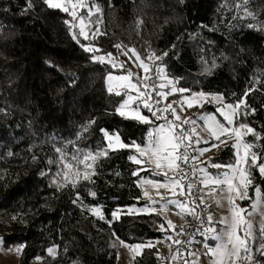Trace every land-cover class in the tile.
<instances>
[{
  "label": "trees",
  "instance_id": "1",
  "mask_svg": "<svg viewBox=\"0 0 264 264\" xmlns=\"http://www.w3.org/2000/svg\"><path fill=\"white\" fill-rule=\"evenodd\" d=\"M32 4L25 11L27 0H0L2 246L21 248L18 264H116L120 240L127 245L159 242L161 246L142 248L134 264H162L167 253L164 243L172 230L160 228L161 224L167 228L161 214L135 210L150 203L140 181L165 177L130 160L129 156H137L134 147L107 149L106 156L94 163L89 160L93 167L88 171L96 174L92 182L81 176L76 187L57 174L65 171L63 165L49 160L58 161L57 147L69 157L77 149L81 157L106 149L101 129L118 134L125 144H144L150 128L159 124L154 120L143 124L116 113L124 92L109 93L105 80L131 68L136 56L129 49L149 63L151 76H156L158 65L163 66L178 88L190 90L184 96L203 92L222 95L226 104L242 100L238 112L247 115L237 116L235 123L244 122L264 135V31L258 27L264 22V0H249L247 5L244 0H90L96 13L92 25L84 18L85 34L78 27L82 13L74 18L43 0ZM137 20L143 23L137 25ZM86 46L98 51H85ZM107 53L112 57L104 63L92 59ZM153 53L162 59H147ZM205 108L215 111L214 106ZM142 113L149 112L142 109ZM246 140L255 142L252 151L264 154V139L249 134ZM234 162V149L228 144L204 165L215 175L225 167L217 169L213 163ZM78 167L85 170L83 164ZM250 171L249 199L242 200L246 207L255 188L264 195V176L256 167ZM68 179L77 180L71 172ZM207 226L206 218L194 247L182 259L175 258L176 264H185L196 251ZM256 236L259 239V232ZM52 246L55 256L47 255ZM256 247L252 243L254 259L264 264Z\"/></svg>",
  "mask_w": 264,
  "mask_h": 264
},
{
  "label": "snow or ice",
  "instance_id": "2",
  "mask_svg": "<svg viewBox=\"0 0 264 264\" xmlns=\"http://www.w3.org/2000/svg\"><path fill=\"white\" fill-rule=\"evenodd\" d=\"M43 2L49 8L60 9L64 12H69L70 15H72L74 18L76 17L75 8L78 5L81 7H88V5H85L83 3V0H43ZM248 2L249 0H244L245 5H247ZM32 7V0H27L25 11ZM70 8L72 9L71 11ZM97 10L99 11L100 9L98 8ZM248 15L252 16L251 13H248ZM252 18L255 19V16H252ZM80 22L81 24L84 23L83 17L81 18ZM136 23L137 25H140L143 23V20H137ZM249 27L254 26L250 24ZM258 27L261 31H264V22H261ZM80 31L82 34H84V28H81ZM115 47L119 49L121 48V45L118 44L115 45ZM85 51H98V49H92L86 46ZM128 51L132 52V54L136 56V59L139 61V66L143 68L145 73H148L150 71L149 66L145 63L144 60L140 58L135 49H129ZM124 55H127V52H125ZM163 55H167V53H164ZM110 57H112V54L107 53L105 56H93L92 59L94 62L104 63L106 61V58ZM152 58L159 60L162 59V56L156 57L155 53H153L147 59ZM109 62H112L113 67H115V63L112 60H109ZM120 66L123 67V64H121ZM156 72L160 80L167 79L163 66L158 65L156 67ZM126 73V75L118 77H113L111 74H109L107 77L109 81V93H112L114 91V88H126L137 93L136 96L128 95L127 100H124L116 108V113L124 117L125 119L136 120L143 124H152L153 121L148 116L142 114V112L140 111V105L142 104L143 108L148 109L153 117H155L157 120L163 119L165 123L151 128L147 133L146 141L144 144H139L135 141H133L131 145L125 144L121 141L118 134L109 133L108 131L101 129L108 141L106 149H102L95 153L89 151L87 153H84L82 157L79 154L80 150L77 149V152L69 157V154L66 153L64 149L57 147L55 150L60 154L58 161L49 160V163H59L63 165V169L65 171L57 174L64 176L66 184L71 183L73 187H76V183L79 181V178L81 176L83 180L92 182L91 177L96 174L94 170L88 171V169L93 167L92 164L88 163L89 160L94 163L100 156L107 155V149H112L114 151L116 150L117 146L120 148L134 147L139 156L145 157V160L142 161L141 159H138L137 156H129V159L134 163L141 164L146 162L148 164L154 165L155 169L166 168V170L162 172V175L167 178L168 183H160L158 181L149 179H144L142 183L151 184L157 189L161 187L166 188L171 191L173 195H176L177 189H179V195L191 196V190L194 186V182H189L187 183V185L182 183V181H184V179L189 176V173L185 171L182 165L187 164L190 159L187 149L188 147L192 146V136H196V145H199L200 143L208 145V147L194 149L195 151H198L199 155H203L205 152L219 147V144L210 143L209 139L207 138L208 136L214 138L220 144L227 142L226 139L222 140L221 137H227L229 139L234 137L235 142L233 143L232 147L236 149L237 162L229 165H221L219 163H213L211 165L212 167L217 169L226 167L230 171L224 172L218 176H213L206 170L200 169V171L204 172V178L200 181V183L205 187H208L209 185H226L229 195H227L225 198L228 200V203L230 205L229 210L231 213L230 218L225 216L221 217L220 220L217 221V223L225 226L219 231L215 227L205 228V233H208L210 235H205L204 239L206 241L211 239L216 243L215 245H209L205 243L204 246L208 249V254L214 258L212 259L211 264H225V261H227V264H236V261L240 259H247L249 261V264H261L260 260H256L253 258L251 244L257 243L256 251L259 252L261 256H264V211L260 212L262 219L260 221L258 239L253 231L252 221L248 220L244 215L245 213H247L248 216H251L252 212L248 211L247 208H241L239 205L235 204V199H249L248 186L252 184L250 171L252 167H256L259 173L264 176V154H258L252 151V149L255 147L254 141L243 140V135L246 134H252L256 139H264V135L257 133L254 128L250 127L244 122H240L239 124L235 123L237 116L247 115V113L238 112L243 101L241 100L236 104H224L223 107L217 108L216 111L219 112L223 117L224 122L218 120L214 115L211 114L202 117V119L206 121L204 131L205 133H207V136H201V134L196 131L195 127H192L190 130L184 129L180 125H177L174 120H170L168 116H161L157 114L159 112L170 111L175 120H180L182 124L195 125V120H192L191 118L182 120V118L176 113V109L172 107V103H177V101H173L167 104L163 110L156 109L155 111H153V105L149 102L153 99V97L148 92V89L150 87L153 89L157 87L160 89H164L168 85H173L169 92L166 93L161 91L157 93V95L164 97L165 99L168 95L174 94L176 92L185 93L190 91L189 89L176 88L174 85L175 83H177V81H174L172 79H167V84L160 83L158 85H141L140 83L132 82L131 78L134 74L131 72V70H126ZM149 79H151V77L147 75L142 78L139 75L136 76L137 81ZM113 80L123 81L124 83L114 86L111 83V81ZM115 95L120 96L121 92L116 90ZM245 95H247V93H245ZM197 96L205 97L206 94L203 92L193 93V97ZM214 99H217L219 101L222 98L214 97ZM137 100L140 101V104H135ZM185 100L190 107L193 106L192 98L186 97ZM156 103H159V101H156ZM134 104L135 106H133ZM90 123H94V121H90ZM242 130L246 131L242 132ZM241 149H243L242 155L240 152ZM196 158L197 157H191L192 160H195ZM73 161H75L76 163L74 164ZM80 164L84 165L85 170L83 172H81V169L78 167V165ZM169 171L174 172L175 175L172 177H168ZM69 172H71L72 175L77 178L76 181L68 179ZM137 174V171L133 172V175ZM237 180L238 183H236ZM66 184L58 185V187L66 186ZM185 188L187 189V191H185ZM254 191L256 194V200L251 205V208L253 209V211H256L257 209L262 207V202H264V195H262L260 188H255ZM211 192H215V189H210V193ZM223 192L224 189H221V193ZM210 193H205V195H208ZM231 193H235V197H233ZM157 194L159 195V192ZM92 195H95V193H92ZM144 195L151 199L147 191L144 192ZM77 199H79V193H77ZM197 199L199 200L200 204L204 203L203 196H198ZM161 200H164L163 196H161ZM152 202L157 203V201L154 200ZM217 203L219 204V201H217ZM168 205H174L182 210L187 209L189 215L194 214V209L189 207L188 203H186L185 201L167 200L161 205V209H166ZM92 211L94 213H99V209H92ZM144 211H147V209H144ZM152 211H156V209H152ZM113 216L115 217L116 213H113ZM13 219L15 220L16 217L13 216ZM100 219H104L103 215H100ZM207 221L209 225L212 224L211 214L207 216ZM108 223L111 224L110 221H108ZM167 223L169 227H172L173 229L175 228L170 220L167 221ZM160 228L162 230H166L164 229L163 224L160 225ZM240 232H242L243 234L241 235ZM180 234L181 233H177V235ZM113 235L115 236V233H113ZM168 239L171 240L172 237L169 236ZM117 240H119L118 237ZM174 242L177 244L180 243L179 240H176ZM2 243L3 238L0 237V244ZM119 243L122 246L127 247L129 251L135 253L136 255L140 254V250L142 248L153 246L151 242H149L148 244L127 245L124 241L120 240ZM8 251H15L16 253H19L21 251V248H16L14 250L8 249ZM48 253L49 255L54 256L55 249L49 248ZM241 253H243V255H241ZM175 258L176 257L174 256L173 259Z\"/></svg>",
  "mask_w": 264,
  "mask_h": 264
},
{
  "label": "rangeland",
  "instance_id": "3",
  "mask_svg": "<svg viewBox=\"0 0 264 264\" xmlns=\"http://www.w3.org/2000/svg\"><path fill=\"white\" fill-rule=\"evenodd\" d=\"M89 1L90 0H83V3L85 5H88V7H81V6L78 5L75 8V11H76V13L77 12L82 13V16L80 18H82V17L83 18H89V20H87V22L90 25H92L93 20L91 18L96 13V9H95V7L91 6V4H89ZM71 10L72 9L70 8V11ZM86 25L87 24L85 22L83 24H81L80 21L78 22V27L80 29L84 28V34L87 32ZM135 61H136V57L131 60V65L132 66H131V68L128 69V70H131V72L134 74L132 76V78H131L132 82L140 83L141 85H143V84H148V85L157 84L158 85L160 83L167 84V79H170V78L167 77V79H165V80H160L158 78V76H157V72L155 73L156 76H151V72L150 71L148 73H145L143 68H141L139 66V61L137 63H134ZM145 63L149 66V63H147V62H145ZM149 69H150V66H149ZM126 74L127 73L125 71V73H122V74H111V75L113 77H118V76H123V75H126ZM137 75H139L141 78L144 77L145 75H147V76H150L152 78V80L150 81V79H149V80L137 81L136 80V76ZM107 77H106L105 83H106V87L108 89L109 81H108ZM111 83H112V85L115 86V85H118V84H122L124 82L123 81L113 80V81H111ZM174 86L176 88H178L176 84ZM172 87H173V85H168L164 89H160L158 87L155 88V89L150 87L148 89L149 94L153 97V99L151 101H149L153 105V111H155L156 109L163 110L166 107L167 104H169V103H171L173 101H177V103H172V107L176 109V113L182 118V120L191 118L192 120L196 121V124L195 125L182 124L180 120H175V118L172 116L170 111L169 112H159V113H157L158 115L168 116V118L170 120H174V122L177 125H180L184 129H189L190 130L192 127H195L196 131L198 133H200L201 136H207V133H205V131H204V126H205L206 121L203 120L202 117L211 114V115H214L218 120L224 122L223 121V117L220 115L219 112L216 111L217 108L223 107V105L226 104L223 101L222 95L205 93L206 94L205 97H198V96L197 97H193V95L192 96H184L183 93L176 92L174 94L168 95L166 99L164 97H161V96L157 95V93L161 92V91L166 92V93L169 92ZM116 90H118L120 92H124L123 101L127 100V96L128 95H132V96H136L137 95V93L135 91H131V90L126 89V88H114L113 92H115ZM176 95H180L181 98L169 99L168 100V97L176 96ZM186 97L193 99V106H191V107L189 106V104L185 100ZM214 97H220L222 99L218 101L217 99H214ZM156 101H159V103H156ZM135 104H140V101L137 100L135 102ZM135 104L133 106H135ZM206 106H214L215 107V111L206 110V108H205ZM142 109H146V108H143V106L141 104L140 105V111L141 112H142ZM146 110L149 112L146 116H148L151 120L157 121L159 123L157 125L165 123V121L163 119L157 120L155 117L152 116L151 112L148 109H146ZM154 127H152V128H154ZM245 131L246 130H242V132H245ZM247 135H249V134L243 135V140L244 141H247L246 140ZM207 138L209 139L210 143L219 144V147L220 146H225V145H228V144L232 146L233 143L235 142V138L234 137L231 138V139H229L227 137H221L222 140H225V139L227 140L226 143H222V144H220L218 141H216L214 138H212L210 136H208ZM195 140H196V136L193 135L192 136V142H193L192 146L193 147H195V148L208 147V145H206L204 143H200L199 145H196L195 144ZM219 147L213 148V149H211V152H205L203 155H199V153H198L197 159L201 162L202 168L204 170L207 171V169H206L207 166L204 165V163L213 154L216 155L218 153ZM116 148H118V146ZM233 149H234V153H235V162L234 163H236L237 162L236 149L235 148H233ZM240 152H241V155H242L243 154V149H241ZM137 157H138V159H141L142 161L145 160V157L139 156L138 153H137ZM141 164H147L149 166V168L155 170L159 174H162V172L166 170V168H164V169H155L154 165L148 164L146 162L145 163H141ZM228 171H230V170L225 167L222 172L217 173V174H215L213 176H218V175H221L222 173L228 172ZM209 174H211V173H209ZM174 175H175L174 172H172V171L168 172V177H172ZM142 181H143V179L140 181L141 183L139 184V186L142 189L143 196L146 197L144 195V192L147 191L149 193V196L151 197V199H149V197H146L150 201V203L148 204L149 206L142 207L140 209H136L135 212H137V213H146V214H149V213H152V212L153 213L157 212V213L161 214L165 218L166 223H167V221L170 220L173 225L176 222L180 221V218H181L180 208H178V207H176L174 205H168L169 208L167 207L166 209H163V210L161 209V205L165 201H167V200H177L178 199L179 189H177V194L173 195V193L171 191H169L168 189H166V188L161 187V188L157 189V188L153 187L151 184L142 183ZM158 182H160V183H168V180L165 177L164 180H161V181H158ZM236 183H238V180L236 181ZM204 188H205V192L206 193H210V189H213V188L215 189V192H211L210 194H208L206 196H203V198H204V203H205V205L208 208L206 218H207V216L209 214L212 215V224L211 225L208 224L207 227H215L219 231L220 229L224 228L225 226L222 225V224L217 223V221H219L221 217L227 216V217L230 218V216H231V213H230V210H229L230 209V205L228 203V200L225 198L227 195H229V193L227 192L226 185H220V186L209 185L208 187L204 186ZM221 189H224L223 193H221ZM158 192H159V195L157 194ZM231 195L233 197H235V193H231ZM161 196L164 197V199H165L164 201L161 200ZM153 200L157 201V203H153L152 202ZM242 200L243 199H235V204L239 205L241 208H247L248 211L252 212L251 216H248L247 213H245L244 215L246 216V218L248 220L252 221V223H253V231L256 234L257 232H259L260 221L262 219V217L260 215V212L264 211V202H262V207L261 208L257 209L256 211H253V209L251 208V205L256 200V194L254 195V198H253V200H252V202L250 204V207H246V206L242 205ZM217 201H219V204L217 203ZM170 206L174 207L175 210H170ZM144 209H147V211H144ZM152 209H156V211H152ZM171 230H172V227H169V225L167 223V228H166L165 231H171ZM240 234L242 235L243 233L240 232ZM205 235H210V234L204 233V237H205ZM205 243H207V241L204 239L203 242L198 246L196 251H194V252L189 254V257L186 260L185 264H211V261L214 258L211 257L208 254V249L205 248V246H204ZM215 243L216 242L214 241V244H212V245H215ZM152 245L161 246V244L159 242H155ZM49 248H54L55 249V255H56V252H57L56 247L52 246V247H49ZM251 248H252V244H251ZM48 249H47V255H49ZM120 249L121 250H119L118 259H117V263L116 264H134V258L137 255L135 253L129 251V249L127 247H125V246L121 245ZM141 250H140V252H141ZM252 254H253V258H255L253 250H252ZM241 255H243V253H241ZM49 256H53V255H49ZM18 258H19V254L18 253H16L15 251L5 250L3 248V246H2V244H0V264H18ZM225 264H227V261H225ZM236 264H249V261L247 259H240V260L236 261Z\"/></svg>",
  "mask_w": 264,
  "mask_h": 264
},
{
  "label": "built area",
  "instance_id": "4",
  "mask_svg": "<svg viewBox=\"0 0 264 264\" xmlns=\"http://www.w3.org/2000/svg\"><path fill=\"white\" fill-rule=\"evenodd\" d=\"M195 147H188L190 159L187 164L182 167L189 173V176L182 181L185 185L189 182H194V186L191 190V196H178L177 200L185 201L189 207L194 209V214L189 215L187 209H180V221L174 224L175 228H172L171 240L164 243L166 247V259L162 264H176L175 256L177 259H182L186 252L190 251L194 247V243L197 241L198 235L203 231V227L206 222L207 208L204 203L200 204L197 199L198 196L205 195L204 185L200 181L204 178V172L200 171L202 168L201 162L196 158L192 160L191 157H197L198 151H195ZM185 191L187 189L185 188ZM194 201V202H193ZM177 233H181L177 235ZM179 240L177 244L174 241Z\"/></svg>",
  "mask_w": 264,
  "mask_h": 264
}]
</instances>
